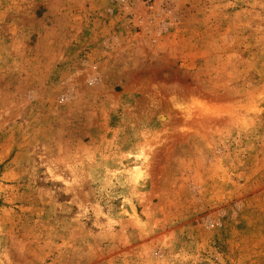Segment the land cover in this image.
I'll return each instance as SVG.
<instances>
[{"label": "rangeland", "instance_id": "rangeland-1", "mask_svg": "<svg viewBox=\"0 0 264 264\" xmlns=\"http://www.w3.org/2000/svg\"><path fill=\"white\" fill-rule=\"evenodd\" d=\"M0 264H264V0H0Z\"/></svg>", "mask_w": 264, "mask_h": 264}]
</instances>
